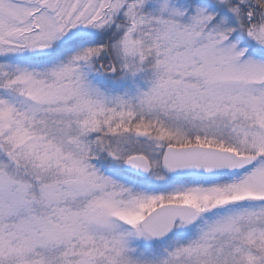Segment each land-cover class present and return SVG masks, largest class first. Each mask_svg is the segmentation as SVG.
I'll use <instances>...</instances> for the list:
<instances>
[{
  "label": "snow or ice",
  "instance_id": "1",
  "mask_svg": "<svg viewBox=\"0 0 264 264\" xmlns=\"http://www.w3.org/2000/svg\"><path fill=\"white\" fill-rule=\"evenodd\" d=\"M0 264H264V0H0Z\"/></svg>",
  "mask_w": 264,
  "mask_h": 264
}]
</instances>
